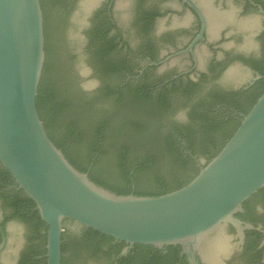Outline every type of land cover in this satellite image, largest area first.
I'll use <instances>...</instances> for the list:
<instances>
[{"label": "water", "instance_id": "1", "mask_svg": "<svg viewBox=\"0 0 264 264\" xmlns=\"http://www.w3.org/2000/svg\"><path fill=\"white\" fill-rule=\"evenodd\" d=\"M101 2L77 0L61 42L64 73L88 90L96 86L97 77L82 32L86 15ZM117 16L125 20L126 36L134 45L137 33L130 24L129 0ZM45 60L40 0H0V164L33 201L47 226L46 264H61L65 220L74 224L66 225L72 233L85 227L130 247L178 246L188 264H199L197 250L204 244L206 264H221L220 256L229 252L224 227L231 224L242 237L243 229L251 227H244L235 215L264 187V92L219 153L188 184L153 197L117 195L77 170L48 138L36 108ZM244 76L229 74L219 82L228 88ZM184 119V109L179 108L174 120ZM8 230L3 264H15L18 253L30 243L28 226L15 221ZM0 233L1 253L6 237L1 228ZM127 252L123 250L118 258ZM100 263L99 258L84 257L77 264Z\"/></svg>", "mask_w": 264, "mask_h": 264}, {"label": "trees", "instance_id": "2", "mask_svg": "<svg viewBox=\"0 0 264 264\" xmlns=\"http://www.w3.org/2000/svg\"><path fill=\"white\" fill-rule=\"evenodd\" d=\"M40 2L46 60L36 108L51 142L77 170L117 195L153 197L188 184L219 153L240 121L226 119L222 107L204 102L192 105L186 113V123H179L174 116L187 105H171L166 97L146 93L144 87L126 93L118 89L117 83L113 88L106 87L105 78L114 80L118 73L114 75L107 65L98 64L92 45L91 63L104 78V87L97 94L86 95L63 70L61 42L76 0ZM88 34L92 42L94 38L101 40L107 29L95 25ZM112 50L103 45L99 55L103 59ZM263 92L264 87L254 89L245 114ZM201 158H206V163L198 167L196 160ZM260 197H264V187L250 199ZM14 210L15 217L29 231L30 243L22 252L21 264H46L47 226L22 190L20 199L14 202ZM68 224L74 226L64 221L61 264H75L84 257L109 258L124 244L85 227L72 233ZM135 248L137 252L146 251L150 246L135 245Z\"/></svg>", "mask_w": 264, "mask_h": 264}, {"label": "flooded vegetation", "instance_id": "3", "mask_svg": "<svg viewBox=\"0 0 264 264\" xmlns=\"http://www.w3.org/2000/svg\"><path fill=\"white\" fill-rule=\"evenodd\" d=\"M124 1L102 0L86 15L82 32L90 63L92 45L98 64L107 65L114 75L118 73L114 80L105 78V86L113 88L117 83L123 93L144 87L146 93L166 97L171 105H187L183 108L185 119L179 123H186V113L192 105L204 102L222 107L226 119L241 121L254 89L264 87V0H188L191 5L185 0H129L130 24L137 33L134 45L126 36L125 20L117 16ZM76 8L77 3L71 13ZM95 25L105 27L107 34L92 42L88 33ZM103 45L113 50L102 59L99 50ZM91 66L97 84L91 90L79 86L86 95L97 94L104 87V78L92 63ZM238 73L245 76L235 85L221 86L219 81L224 77ZM196 162L202 167L206 158ZM7 173L0 164V228L6 237L0 264L7 255L8 226L19 221L14 202L21 197V189ZM250 198L235 217L251 228L243 229L241 237L234 226L226 224L229 252L220 256L221 264H264V197ZM203 245L197 250L199 264H206ZM125 249L126 256L118 258ZM22 252L15 264H21ZM99 259L100 264H188L178 246H150L137 252L135 245L123 244L117 254Z\"/></svg>", "mask_w": 264, "mask_h": 264}]
</instances>
